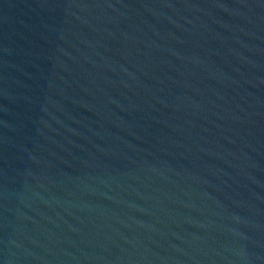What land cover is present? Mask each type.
I'll list each match as a JSON object with an SVG mask.
<instances>
[{
  "label": "water",
  "instance_id": "95a60500",
  "mask_svg": "<svg viewBox=\"0 0 264 264\" xmlns=\"http://www.w3.org/2000/svg\"><path fill=\"white\" fill-rule=\"evenodd\" d=\"M0 264H264V0H0Z\"/></svg>",
  "mask_w": 264,
  "mask_h": 264
}]
</instances>
